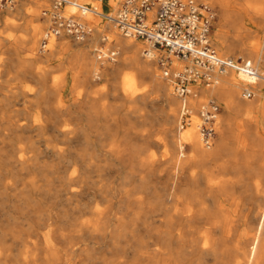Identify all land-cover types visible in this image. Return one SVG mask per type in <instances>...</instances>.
Here are the masks:
<instances>
[{"label": "bare ground", "instance_id": "6f19581e", "mask_svg": "<svg viewBox=\"0 0 264 264\" xmlns=\"http://www.w3.org/2000/svg\"><path fill=\"white\" fill-rule=\"evenodd\" d=\"M44 1L33 0V16L38 15V6ZM206 1L220 6L219 21L223 16L226 19L228 15H226L227 10L223 8L224 0ZM117 2L118 0H96L90 5L89 0H69L63 6L62 11L65 15L94 17L96 25H101L105 29L103 39H107L109 45L128 52L124 56V63L130 65L132 70L125 71L117 82L120 95L125 102L148 100L149 95L144 87V82L148 80L153 82L151 90L160 92L167 102L165 123L174 125L166 127V130L170 132L172 156L166 161L165 167L168 170L169 185L173 188V193L153 194L150 198L143 192L138 195L135 192L137 196H134V190L147 188L142 186V177H136V172L139 166L141 168L143 166V170L149 173L152 169L149 166L154 153L149 149L144 151L148 140L138 145L132 143L135 133L133 129L129 130L130 127L126 128L128 130L127 139L114 132L112 136H109L110 143L107 144L109 147L106 145L109 149H104L103 145L98 144L97 138L90 139L92 135L89 127L87 130L79 126L85 122L95 123L91 115L89 116L91 119H85L86 116H84L85 122H79L78 128L72 127L71 120L69 121L64 116L67 113L51 112L47 114L48 122L46 123L38 113L24 114V106L19 109L12 107L16 101L12 102L14 99L17 100L16 98L1 97L0 264H86L87 259L92 261V264H98L96 261L93 263L90 255L87 258L84 255V251L86 252L91 246L93 248V245H89L93 243L100 244L99 252L106 251L111 255L112 258L106 264H264V196H259L262 198V203H259L262 204L261 208L251 210L253 212L251 217L257 221L254 227L232 223L235 220H243L246 216L242 212L239 213L238 209L229 212L224 210L225 213L222 212L220 216L214 215L215 213L204 214L205 209L202 210V207L198 208L199 206L194 207L197 199L191 201L184 198L180 178L182 177L180 174L181 155L185 147L183 143L191 145L194 150L193 154L199 159L211 152L207 153L205 148L201 147L196 127L198 122L196 115L191 117L186 127L180 126L178 121L180 100L172 92L169 80L163 75L162 67L156 65L160 56L159 50L150 48L116 30L109 16L114 15ZM78 4L86 7L84 13L71 12ZM249 8L253 14H264V0H252ZM248 12H250L249 9ZM40 26L38 25V28L43 27ZM94 32L96 35L94 33L92 34L94 37L90 35L92 37L90 43H95L100 36L98 26L94 28ZM213 38L217 42L220 34L216 32ZM2 41L0 39V47L3 46ZM12 41L11 49L16 51L14 45L16 42ZM258 43L259 40L254 47H242L241 49L244 52L247 51L248 57L258 59ZM89 44L81 48L79 45L72 55L74 58H71L68 69L73 70L74 73L73 76L71 73L70 77L65 80L67 85L71 83L73 77L77 82L86 85H90L95 79L94 75L98 73V61L95 52L94 57L90 54ZM223 44L224 46L221 42L222 47H218L222 53L232 49L230 43L223 40ZM35 45L36 39L30 41L31 50ZM144 47H147L148 53L144 52ZM37 58L33 54L28 60L31 69H34ZM9 59L18 71L17 74H24V59L17 55ZM114 69H116L115 63H108V70L113 71ZM27 73L31 77H38L33 70ZM234 75L228 77L229 79L222 78L224 80L222 84H225V87L216 85L218 87L216 92L227 109L226 115H223L224 121H222L224 134L228 128L225 125H228L229 113L232 109L240 110V112L242 110L248 114L256 111L258 126L264 120V93L261 94L260 101L244 102L242 100L244 97L241 98L239 95L241 88H253L251 84L255 78L239 71H236ZM113 89L116 88L113 87ZM19 90L24 93V89ZM0 91L4 93L2 89ZM48 91L52 90L48 89ZM21 100L24 102V96ZM187 100L191 105L196 104L194 97H188ZM85 102L86 104L81 105L82 107H107L90 101ZM64 105L66 104L59 99L55 103L45 104L44 107L47 110H53ZM78 107L80 108V105ZM117 107L116 104L108 106V108ZM71 115L69 113V117ZM95 116L96 113L93 117ZM75 122L77 123L76 120ZM86 126L90 125L86 124ZM218 143H216L217 146ZM164 163L160 162L155 168L163 166ZM173 168L177 169L176 174L174 170L171 171ZM137 179L139 183L134 184ZM166 187L167 185L164 184L163 188ZM42 192L53 193L58 200L66 201L70 206L69 210L61 209L58 213L56 203L47 205L38 201L35 207H31L26 205L28 204L26 202L25 206L29 211L45 213L47 221L35 222L29 230L28 237L21 226L9 227L7 214L17 219L20 218V220L24 219V196H32L35 200L34 197ZM238 202L240 203L234 198L233 203L238 204ZM8 204H10L9 208L4 210L3 207ZM259 204L256 203V205ZM68 219L72 220L69 227L66 224ZM200 220L204 223L199 222ZM64 223L67 227L63 226ZM75 227L81 229V234H75ZM92 231L95 233H91ZM24 234L27 237L25 241ZM20 245L21 248L18 249ZM128 254L132 255L131 259L125 261L124 258Z\"/></svg>", "mask_w": 264, "mask_h": 264}, {"label": "rangeland", "instance_id": "374dc122", "mask_svg": "<svg viewBox=\"0 0 264 264\" xmlns=\"http://www.w3.org/2000/svg\"><path fill=\"white\" fill-rule=\"evenodd\" d=\"M94 1L96 0H89L90 2L89 4L92 5ZM120 1L121 0H118L116 7L114 8V12L117 6H119ZM251 1L252 0H224L225 4L223 8L227 10L226 15L228 16H226V19H224L225 16H223L221 18V21H219L220 6H218V4H212L216 8L217 15H216L215 23L213 22L214 27L212 28L211 31V40L212 43L215 45V47L218 49V51L220 50L219 48L222 47V45L224 46L223 40L226 43H230L232 47L230 51H226L225 53L219 51L221 54L227 56H236L238 54L247 56V51L244 52L242 51L241 48L254 47L255 43L259 40V43L257 45L258 59L254 58V60L255 61L260 60L259 63L260 66H264L263 63L264 60L261 56V50L262 47L264 46V37H263L264 14H258V13L253 14V12L251 13V10L249 8V6H251ZM49 3L50 0H45L44 3L38 6L39 13L37 16L32 15L33 0H16L12 8H7L0 12V39L3 40L2 41L3 46L0 47V89H2V92H4V93H0V98L4 96L8 98L11 96H12L11 98H16L18 102L17 100L14 99L12 103H14L15 101L16 102L13 104L12 107H16L19 109L24 106V114L38 113L41 115L40 118L43 117L42 120L46 121V123L48 122L47 114L51 112H55L59 114L67 113L64 116L68 118L69 121L71 120L72 127L78 128L80 126L82 127V129H84V127L85 129L89 127L90 129L89 131L92 135L90 139L94 138L93 140H95L97 138L98 144L100 143L101 145H103L104 149H109L108 148L109 147L108 145L110 143L109 136L110 135L112 136L114 132H116L117 134L119 133L120 135H122L121 136L122 138L126 137L127 139L128 133L126 134V132H128L127 129L128 127H130L129 130L133 129L132 131L135 133L134 135L136 138V139L134 138L132 143L133 144L135 143L134 145H138L140 143L142 144L145 143L146 141L144 140H148V142L145 145L144 151L146 149H149L154 153V157L152 158L151 161L152 164L150 163L149 166V168L152 167V169H150L149 173L147 172V170H143V166L142 168L141 166H139L138 172H136L137 173L136 177L138 178L142 177L141 180L142 186H146L147 188L143 187L145 192L143 188H139L140 190L136 189V191L134 190V196H137L141 192H143V194L144 193L147 194V197L150 198L153 197V194H160L163 192L173 193V188L170 187L169 185L168 170L165 167L166 161L170 159V157L172 156L170 132L166 130V127H170L174 125V124L170 125L168 123H165V118L168 109L167 102L162 98L160 92L156 91L157 92L156 93L151 90L153 86V82L151 80L144 82L145 83L144 87L149 95L147 98L148 100L144 102L124 101L123 97L120 95V89L119 86L117 85V82H119V78L125 71L132 70L130 65L124 63V56L127 55L128 52H125L124 50H122V48L109 45L107 39L101 40L102 37H104L105 29L101 25H96V23L94 22V17L92 16H80V17H82L84 20L88 22H91L94 28L98 26V28L100 29V36L98 37L95 43L89 42L90 39L94 37V35H96L95 34L96 32L94 31L91 33V35L94 33L92 37L89 35L83 41L74 40L73 38L67 35H61L59 37H51L46 45V48L40 50L39 48H40L41 33L43 29L47 27V22L45 18H42L41 9L43 7L48 6ZM79 3L84 4L83 2H79ZM78 5L74 7V9L71 12H74L75 14L77 13L82 14ZM248 9L250 12H248ZM38 25H41L43 27L38 28ZM116 30L118 29L116 28ZM216 32L220 34V38L218 39L217 42H215V39L213 38ZM19 39L21 40L20 41L21 43L19 42ZM35 39H36V45L33 48L34 50L33 51L30 49L29 45H30V41ZM51 39L53 43H51L52 41L50 42ZM12 40L14 41L17 40L15 41L16 44H14L16 46V51H12L11 49L10 45H12L11 43H13ZM136 40L142 42L139 39ZM240 42L242 45L240 44ZM85 44H89L88 49L90 48L89 51L92 56L94 55L95 52L93 51L94 48L96 50V48L99 47L106 48L109 51L115 50L116 52V58L114 60L105 61L102 65L97 63L98 73L94 75L95 79L93 80L92 83H90V85L77 82L75 80V77L72 78L74 73L72 72L73 70L69 71L68 69L70 60L71 58H74V56L72 55H74L76 49L79 48V45H81L80 46L81 48ZM160 53L161 52H159V54ZM33 54L35 55L36 58L37 55L39 57L34 63V67H33L34 69H31L28 60L30 59L31 56H33ZM15 55L24 59V74H17L18 71L12 66L13 62L11 61V59H9V57ZM108 63H115L116 69H114L113 71L108 70ZM156 65L160 66L158 62H156ZM29 70L30 71L33 70V72H36L38 77L37 78L31 77L27 73V71ZM71 73H72L71 76L72 81L67 85L65 80L70 77ZM235 73L236 71H230L227 74L222 75L219 79V82L214 86L210 88H205V87L201 88L202 91L201 89L199 90L200 97L194 98V100H196V104L195 105L190 104L191 107L193 106L192 108L194 109L193 111L194 113H196V109L198 107L199 102L206 98H213L216 101V103L219 105L220 111L217 119V134L215 136L214 143L211 146V148L204 149L207 151V153L208 151H210L211 153L214 152L219 137L224 135L223 133L224 125L222 121H224L223 115H226L227 109L224 106L222 98L219 97L218 93L216 92V90L218 89L217 86L219 85L220 87L222 85L225 87L226 85L222 84V82L224 83L223 79L226 78L229 79L230 77L235 76L234 75ZM251 85L253 86V88H246V89H250L253 92V96L251 98H245L243 96V92L246 89L244 88L240 89L239 95L241 98L244 97L242 99L244 102L255 101V100L260 101L262 99L261 94L264 93V81L258 80L256 83L254 84L252 83ZM113 87H115L116 89H113ZM6 89L9 91L7 92ZM19 89L22 90L24 89V93ZM48 89H51L52 91H48ZM23 96H24V102L23 100H21L23 99ZM59 99L66 105L54 108L53 110L52 109L47 110V108L44 107L45 104L55 103ZM88 100L96 105L103 104L107 107L106 108H101V107L90 108L88 106L82 107L81 105L86 104L85 101H87L88 103L89 102ZM70 103L71 105H73L72 107ZM111 104H116L118 105V107L108 108V106ZM79 105L80 108L78 107ZM232 111H234V109H232ZM232 111H230V117H229L230 119L228 120V125L225 126H230V128L233 131H236V133L239 136H243L242 144H243V148L246 150L247 144L244 136L246 135V131L249 129V126L251 125L249 123L251 122L250 120L253 119V121H255L256 124L257 122L256 113L252 117L251 115L252 113L248 114L245 113L244 111L242 112V110L241 112L240 110H237V114L239 116L231 117ZM69 113L72 114L71 115L72 118H70L71 116L69 117ZM95 113H96L95 116L96 121L95 118L93 117ZM123 114H125L126 116H124ZM90 115L95 123H86L84 121L85 119L88 118L91 119V117H89ZM194 115L195 114H193L192 116ZM80 116L82 118H80ZM84 116H86V118ZM75 120L77 121V123L75 122ZM230 120H232L231 125H230ZM178 121L180 122V118L178 119ZM79 122H85V124H79ZM46 123L43 122V124L45 125ZM73 124L75 126H73ZM86 124L90 125L91 127L86 126ZM186 125L187 124H185L184 126L186 127ZM115 129L117 131H114ZM183 146L185 147L182 149L183 154L181 155L182 161H181L180 174L182 177L180 178H181V187L183 186L182 190L184 189L182 191V193H184V198L189 199L191 201L197 199L196 203L194 204L195 206L194 205L193 206L195 208H197L198 206H199L198 208L202 207L201 208L202 210L205 209L203 212L204 214L215 213L214 215L217 214L216 216H220V214L222 215L223 213H225L224 210L226 211L228 210L227 212H229L230 210L238 209L240 210L239 213L242 212V214L243 213L246 214L247 217L245 216L243 220H235L232 223L235 225H245V226L247 225V227H254L257 221L251 217L253 213L252 211L254 209L261 208L262 204L259 203L260 202L262 203V198L259 196L260 195L264 196V188L260 187V184L256 183L255 181L256 186L254 191H251L248 188H243V189L238 188L236 194L226 195L227 191L222 188V184L224 183L222 182L221 179L222 175L217 173L212 174L208 172V162H209L208 160L211 158L210 157L211 153L199 159L198 156H195L193 154L194 150L192 149L191 145H188V143L186 144L183 143ZM165 149H167V151ZM160 162H165V163L163 166L159 168L158 167L155 168L156 166H158ZM155 169L158 170L156 171ZM173 170L175 171L176 174L177 169L173 168L171 171ZM137 183H139V179H137L136 182H134V184ZM237 183L242 184L243 182L238 181ZM164 184L167 185L166 188H163ZM135 192L137 195L135 194ZM190 193H192L193 196H190L192 195ZM24 198H25L24 219L21 218L20 220V218L17 219L13 215H9V214H7L8 217L6 215L4 217L5 218L7 217V225L9 227H14L15 225L21 226L24 229V232L27 233V237L29 230L32 229V226H34L35 222L44 223V221H47L45 220L47 219V216L45 213L41 211L38 212H36L35 210L29 211L27 206H25L26 202L28 203L26 205H29L31 207H35L38 201H42L44 204L47 205H54L56 203V211H58V213L61 209L63 211L65 210L67 211L70 208L69 204L66 201L58 200L53 193L42 192L34 197L35 200L33 199L32 196L25 195ZM234 198L240 201V203L239 202L238 204L233 203ZM6 202L7 201L5 200V203ZM255 202L259 205H256ZM9 205L10 204H8V206L6 207H3L4 210H7L9 208ZM71 222L72 220L68 219V222H66L67 226L68 225L70 226ZM199 222H201V220ZM199 222L198 224L204 223V222L201 223ZM66 224L63 226H66ZM74 230L76 231L75 234H81V229L79 230L78 227L77 228L75 227ZM91 233H95V232L92 231ZM27 237L26 234H24V241ZM95 241L97 240L95 239ZM8 242L9 243L11 242L10 239L8 240ZM89 245H93V248L92 246L90 248L88 246L89 249H87L86 252L84 251L85 253L84 255H86V258L90 255L89 257H92L93 263H95L94 261H96L98 264L109 263L110 261L109 259L112 258L109 252L106 251L99 252L100 250V248H98L100 246L99 243L96 244L93 243ZM19 248H21V245L18 247V249ZM25 250H26V243L24 244V252ZM130 256L132 255L129 254L126 255L124 260L126 261L131 259ZM87 260L88 263L85 262L86 264H92V261L90 262L89 259Z\"/></svg>", "mask_w": 264, "mask_h": 264}, {"label": "built area", "instance_id": "2783aa9c", "mask_svg": "<svg viewBox=\"0 0 264 264\" xmlns=\"http://www.w3.org/2000/svg\"><path fill=\"white\" fill-rule=\"evenodd\" d=\"M67 1L50 0L49 5L41 9L47 27L41 33L39 49L46 48L51 37L67 35L83 41L94 31L91 22L63 13ZM15 2L0 0V12L12 8ZM78 6L83 13L86 7ZM216 15V8L205 0H121L114 15L109 16L122 34L161 52L158 63L172 92L180 100V126L189 123L195 114L199 141L206 149L211 148L217 134L219 105L213 98H206L199 102L194 113L188 97L199 98L201 88L214 86L230 71L254 77L253 84L264 81V66H260V60L242 54L223 55L212 43L211 31ZM94 51L100 65L116 58L115 50L99 47ZM144 52L148 53L147 47ZM261 56L264 60V46ZM243 96L251 98L253 92L246 89Z\"/></svg>", "mask_w": 264, "mask_h": 264}, {"label": "crops", "instance_id": "0c3cea01", "mask_svg": "<svg viewBox=\"0 0 264 264\" xmlns=\"http://www.w3.org/2000/svg\"><path fill=\"white\" fill-rule=\"evenodd\" d=\"M215 20L216 18L214 23ZM255 113L256 111L252 112V117ZM233 116H239L237 110L232 111L231 117ZM250 121L251 125L244 136L246 150L242 144L243 136H239L228 126L225 134L218 140L216 151L210 154L211 158L208 160V172L222 175V188L227 191L226 195L236 194L238 188L254 191L255 181L264 188V120L260 126L253 119ZM231 123L232 120L230 125ZM238 181L243 183L238 184Z\"/></svg>", "mask_w": 264, "mask_h": 264}]
</instances>
